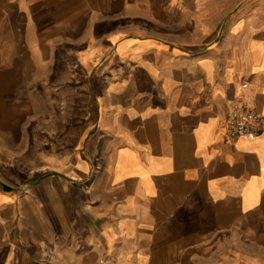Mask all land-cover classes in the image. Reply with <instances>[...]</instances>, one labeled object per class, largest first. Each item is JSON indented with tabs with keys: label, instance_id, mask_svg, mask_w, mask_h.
Segmentation results:
<instances>
[{
	"label": "crops",
	"instance_id": "crops-1",
	"mask_svg": "<svg viewBox=\"0 0 264 264\" xmlns=\"http://www.w3.org/2000/svg\"><path fill=\"white\" fill-rule=\"evenodd\" d=\"M237 97L264 0H0V264H264Z\"/></svg>",
	"mask_w": 264,
	"mask_h": 264
},
{
	"label": "built area",
	"instance_id": "built-area-1",
	"mask_svg": "<svg viewBox=\"0 0 264 264\" xmlns=\"http://www.w3.org/2000/svg\"><path fill=\"white\" fill-rule=\"evenodd\" d=\"M246 83L241 87L245 88ZM226 126L232 139L247 137L253 139L259 136L264 128V116L256 112L250 104L242 97H237L229 111ZM96 264H111L105 258L97 259Z\"/></svg>",
	"mask_w": 264,
	"mask_h": 264
}]
</instances>
